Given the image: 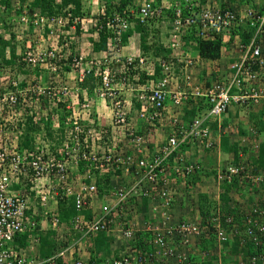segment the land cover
Masks as SVG:
<instances>
[{
  "label": "built area",
  "instance_id": "1",
  "mask_svg": "<svg viewBox=\"0 0 264 264\" xmlns=\"http://www.w3.org/2000/svg\"><path fill=\"white\" fill-rule=\"evenodd\" d=\"M187 6H185L187 16H183L179 8L174 10L169 45L172 54L170 57L181 63L183 69L196 65L198 62L184 52L181 55L178 52L181 50V35L191 25H195L197 36L203 40L213 39L214 35L219 34L223 38L226 33H231L234 28H239L245 23L252 28V35L248 42L242 44L239 41L236 44L237 60L229 67L230 73L223 81L217 79L209 85L201 86L193 82L190 75H186L183 83L180 82L181 86L178 87V76L174 73L175 66L171 58H158L147 65L144 57L121 59L103 56L102 61L86 64L85 57L81 55L63 58L61 49L58 50L52 46L34 48L29 42L26 43L25 51L21 54V62L24 65L32 68L46 66L52 74L57 71L58 64L63 59L68 61L72 70H82L83 76L84 73L94 71V75L101 79L100 86L95 88L96 96L102 101L109 100L112 125L122 128L124 139L134 150L130 155L122 156L121 153H116L110 148L105 151H96L88 147L79 115L72 109L71 103L70 107H67L71 110L70 115L66 117L69 126L68 136L56 152L48 153L37 145L32 150L20 151L17 141L7 133L10 122L16 121L14 117L19 107L29 108V101L33 98L46 99L53 105L58 101L66 104L71 90L67 86L45 87L37 79H29L24 85L16 79L4 83L5 79L1 77L2 69L0 68V264H55L57 258L62 259L63 264H93L72 257L81 239L100 232L113 231H118L123 239H132L137 232V223L131 221L124 229L122 220L115 222L114 214H112L120 209L123 215V205L128 201L130 193L137 197L139 194L150 197L151 211L156 215V224L146 227L151 234L150 243L153 247V251L145 257L146 259L155 258L163 261L175 256L176 264H190L184 250L177 252L169 245V237L178 238L180 245L184 247L191 237L207 236V231L212 229L218 243L231 240L232 234L227 233L220 226V217L217 216L219 214L212 216L204 227H201L199 222L174 223L171 215L174 202L172 186L177 178L188 179L200 170L197 160H190L181 153V146L195 145L201 150L210 148L212 141L209 123L218 120L226 112L230 103L248 108L264 100V9L258 13L251 8H245L243 11H229L200 6L196 12H191V7ZM99 13L101 16L104 15V7H100ZM161 14V8L153 6L152 1L149 0L140 1L134 11L124 10L121 14H114L105 23V27L112 33L109 50L118 48L121 34L128 30L133 20L136 19L145 24L148 20L160 17ZM81 21V18L71 17L69 12L64 16H45L38 12L29 15L24 10L19 18V25L24 28L29 25L40 32L47 29L48 39H51V35L55 33L56 36L58 31L71 25L69 23L75 26ZM112 62L119 64L123 74L122 78H119L120 88L112 84V77L116 73H112L107 67L112 65ZM154 68L160 71L158 78H152ZM143 71L150 78L139 83L138 80ZM2 84H6L5 87H2ZM123 88L133 94L138 104L135 112L138 120L150 128L167 126L170 130L157 155L151 159L144 156L143 152V146L148 142V140L146 142L147 134H138L135 131L129 111L125 109V103L120 97ZM198 99L204 100L207 108L197 112L187 124L183 123L180 113L182 108L189 104L195 105ZM83 107L85 105H82L81 109ZM7 114L11 118H6ZM15 128L17 129V125H14ZM17 134L20 135L21 130ZM97 141H100V136L94 137V142ZM241 144L248 145L252 151L257 149L255 143H247L245 139H241ZM239 158L243 159L242 152H239ZM170 159L171 161H168ZM80 161L86 162L88 169L78 178L77 188L74 189L75 186H71L70 173ZM249 166L250 162L244 160L237 165L229 164L216 171L217 182L230 183L233 178H238L239 184L248 181L255 186L264 185V171L249 170ZM118 171L131 176V180L125 187L112 185V189L101 194L100 211L89 220L80 214L70 220L67 229L80 234L76 241L59 249L54 256L38 261L29 259L12 246L17 235L36 228L35 222L26 215L27 211L32 209L29 204L27 186H30L28 189L30 191L34 189L36 204L45 211L44 219L47 221L48 228L55 230L58 227L59 217L55 208L51 207L53 204L49 203L54 196L57 197L58 191H61L64 196H73L76 210H90L94 208L96 199L99 198L94 175L101 176L108 173L115 175ZM21 178H24L25 183L18 191H11V185L22 183ZM49 178L54 181V185L43 189L44 186H40L38 181ZM87 179L90 181L87 182ZM249 207L240 246L242 247L246 242L251 244L255 253L248 256L249 264H264V207L257 205ZM32 211L36 212L35 207ZM45 215L48 217L45 218ZM124 218L123 215L122 219ZM225 223L231 224L229 217L225 219ZM30 240L38 242L35 236ZM135 252L129 251L118 258H105L101 264H145L146 259L137 256ZM200 255L206 257L207 253L201 252Z\"/></svg>",
  "mask_w": 264,
  "mask_h": 264
},
{
  "label": "crops",
  "instance_id": "2",
  "mask_svg": "<svg viewBox=\"0 0 264 264\" xmlns=\"http://www.w3.org/2000/svg\"><path fill=\"white\" fill-rule=\"evenodd\" d=\"M84 1H87V7L83 6L82 9V24L79 23V29H77V24L75 26H67L61 31H58L55 36V40L51 39V42H48V37H44L43 32L35 30L32 28H24L23 26L18 27L16 30L13 28V31H15V37L14 39L8 38L5 40V42H9L10 46L5 47V52L3 55V61L1 65L3 66H12L15 64V61L17 60V63L19 62V59L21 57V54L25 51L26 43L32 44L34 48L39 47H46L47 42L52 45L53 48H56L58 50H62V56L63 58H66V56H69L70 58L74 55H81L82 57H85V63H96L100 61V59L103 58V56L107 53L110 42H107V48L106 50L101 51H93V43H96L98 41V32H99V25H96L98 22V16H99V10L100 7L103 6L100 5L99 0H83L82 5L85 3ZM142 0H134L131 6H129L126 10L127 11H134L136 5H138ZM152 1V4L155 5V7L161 8L162 11L169 10L171 8L182 9V7L185 8L186 3L188 0H149ZM205 3L202 4V6H216L223 8L224 6H230L235 11H243L245 8H249L244 6L245 3H247L251 9L258 11V13H261L264 9V0H204ZM182 6V7H181ZM87 11L85 12V10ZM165 13V12H164ZM162 12L161 16L155 19L148 20L144 26L142 27L144 29V35L146 36V45L151 47L148 51L143 49L142 45L140 44V35L139 31L137 30V27L134 28V23L131 22L130 27L128 28L131 32L130 36L126 39L124 43H120V46L118 47L116 54H111V57H118L121 59L127 58V57H144L147 61V65L150 62H153V59L156 61L158 58H167L170 59L171 49L169 48V45L171 43V34L172 29H170V25L168 22L172 21L170 16L164 14ZM98 23H101V19ZM163 24V25H162ZM238 28H234L232 32L236 31V34L234 37L230 35V33H226L222 41L224 45L221 48V56L219 59L216 60H201L197 53L194 50V44L191 43L190 47H182V51H184L185 54L189 55L193 59H197V64L195 67L186 69L185 71L189 73L193 79V82H196L198 85H209L214 80L219 79H225L226 76H228V67L231 63L236 61L238 57L237 51H235L236 55H230L227 50H231L229 48L235 45L240 41V30H237ZM34 31V32H33ZM25 32V34H24ZM21 34L19 36L18 34ZM184 33H182L183 35ZM181 35V36H182ZM122 36V34H121ZM120 36V37H121ZM235 38V39H231ZM151 40V41H150ZM230 40V41H228ZM46 41V43H44ZM53 41L54 46H53ZM226 42V43H225ZM229 42V43H227ZM50 45V46H51ZM160 47L164 49H168L170 52L167 55L164 56H156L153 58L152 53H154L155 48L160 49ZM151 49V50H150ZM191 51L187 53V51ZM13 50V51H12ZM153 50V51H152ZM227 55H225V53ZM13 53V54H12ZM107 55V54H106ZM237 56V57H236ZM235 57V58H233ZM21 60V59H20ZM171 60L174 62V73L176 76H178V73L180 71H183L182 64L179 63L176 59L173 57ZM176 60V61H175ZM1 60V62H3ZM105 64V63H104ZM21 67V64L19 65ZM22 74L17 75L18 81L21 85H24L26 81L29 79H36L38 78L39 81L43 83V81H46V76L35 74L32 78L30 75L26 73V71L21 68ZM158 69V68H157ZM58 71L62 74V78L65 81V85H68L70 92L69 101L64 105L67 112L70 115V108L79 115L80 122L83 127L84 135L87 138V144L88 147H92L93 150L96 151H105L106 149H111L116 153H121L122 156L128 154H133V147L131 144H128L123 136V130L122 128L115 127L112 125V111L111 106L108 100L105 101H99L96 97L95 89L89 93V89L85 88L83 86L77 85L79 84L83 79V72L82 70L76 71L72 70L69 67L68 61L63 59L58 64ZM142 74H144L147 78L150 76L146 75L143 71ZM156 73V68H154V74L152 78H158ZM53 79V82H55L56 77H51ZM11 80V79H9ZM17 80V79H16ZM76 84L74 85V83ZM177 82V86L180 87L181 83ZM176 83V80H175ZM44 84V83H43ZM55 84V83H54ZM60 84V83H59ZM59 84H55L58 86ZM73 85V86H72ZM117 87L120 88L119 84H117ZM121 99L125 103V109L129 111V117L131 120V123L135 129V131L139 134H147L146 142L147 144L143 146V152L144 156L151 159L154 156L157 155L159 148L161 144L166 140L168 135L170 134V130L167 126L161 127V128H150L147 127L142 121L138 120L135 116V112L138 109V104L135 102L133 98V94L126 90V88L121 89L120 93ZM40 102L36 105V108L34 109H26V111L23 112H17L16 113V120L22 121L25 123V120L31 119L34 125H38L41 128V118L44 116V110L43 104L44 100H39ZM201 106L198 108L199 111H204L207 106L204 101L200 102ZM85 105L81 109V106ZM192 104H189L182 108V119L181 121L185 124L189 122V109ZM196 105V104H195ZM91 107V108H90ZM91 112L92 115H91ZM197 113V107L195 114ZM57 114V113H56ZM55 114V115H56ZM6 118H11L10 116L5 115ZM38 116L39 118H37ZM20 117V118H19ZM19 118V119H18ZM188 119V120H187ZM59 121H57L58 123ZM64 123V121H63ZM210 125V139L212 141V146L208 148V150H201L197 146L194 147L191 145L190 147V154L188 155L189 159L197 160L198 163L202 168H204V174L209 173L211 171H217L219 169H222L225 167V163H223L224 160H228L230 163H233L237 161V159L234 156L235 150H238V158H239V152L241 148L246 149V153L243 152L245 157H250L252 159V154L255 153V151H250V148L248 145H242L241 139H245L246 132L248 135H250V132L253 135H257V140L261 143H264V100H262L258 105H251L248 108H243L238 106L235 103H230L227 107L226 112L216 121H211L209 123ZM60 132L62 130L63 133V127L64 124L60 127L56 126ZM99 127V128H98ZM57 128L55 129V136L57 133ZM12 129V130H11ZM23 129V128H22ZM65 131V130H64ZM7 133L11 135L13 139L17 141V143L20 141V138H14V132L13 127L7 129ZM25 133V131H24ZM37 134V133H36ZM35 134V135H36ZM61 133L58 134V137L56 140L59 142L61 137L59 135H62ZM46 135L52 137L51 131H47ZM100 136V141L94 142V137ZM241 136V137H240ZM243 136V137H242ZM21 137V136H20ZM247 139V138H246ZM248 140V139H247ZM93 142V143H92ZM34 143H37L36 137L34 136ZM34 143L32 144L34 146ZM19 145V144H18ZM184 151H187V148H184L181 150V153L185 154ZM258 154V153H257ZM256 155V154H255ZM225 162V161H224ZM88 169V164L85 163H79L77 167H73L71 171V178H73L74 181L77 180V178L80 177V175L85 174V170ZM107 175V178L109 180V187L108 190L112 187V185H122V183L119 182L120 179H123L124 181L131 180L130 175L121 174L120 171L117 172V174H102ZM101 175V176H102ZM109 176V177H108ZM170 176V175H169ZM106 177V176H105ZM208 178L202 176L201 180H197L195 176L188 177V180H194L195 186H188V188L182 187V184L180 181H176L173 189H174V202L171 208V214H172V220L174 223H177L178 221H191V222H199V216H198V194H204L208 197V200L211 202H215L216 205L219 202V195L221 193L220 184L217 182V180H213L209 176ZM97 179V178H96ZM114 179V180H113ZM24 178H21V181H23ZM96 181V180H95ZM127 181V183H128ZM182 181V180H181ZM24 182V181H23ZM97 183V182H96ZM24 184V183H23ZM21 184H13L10 187L11 191H18L20 187L23 185ZM246 187L248 188V183H245ZM97 185V184H96ZM98 186V185H97ZM28 187V188H27ZM26 190L29 194V204L31 208L35 207V211L33 212L32 209L27 211L26 215L31 221L36 222L38 219V227L39 232L46 233V231L50 230L48 228L47 221L44 219L42 212L39 208H37L36 199L34 197V189L33 191L28 190L30 189V186H27ZM77 186L74 187L76 189ZM192 188V189H191ZM242 188L239 187V190ZM237 193H231L230 198L231 201L235 200L237 204H241L242 197H245V201L247 204H249V201L254 199H257L259 203L262 202L264 204V185H259L257 187L253 186L252 189H244L242 191H239ZM106 191V190H105ZM100 194V193H99ZM101 195V194H100ZM99 195V198H100ZM97 198V202H100V199ZM240 198V199H239ZM251 198V199H250ZM97 202L94 206V208L91 209L93 212L97 209L98 205ZM95 203V202H94ZM257 203V202H256ZM255 203V204H256ZM102 204V202H101ZM251 204H254L253 202ZM257 205V204H256ZM229 207H232V204H228ZM237 206V205H236ZM52 207V206H51ZM243 206H238V208H242ZM217 208V207H216ZM218 212L221 209L220 206H218ZM90 211V212H91ZM222 212V210L220 211ZM221 214V213H220ZM140 224H137V227H139ZM59 231V230H58ZM34 236V230H28L27 232H24L23 234H30L31 233ZM56 233L55 242L59 241V233L53 231ZM60 234H65L64 239L68 243L76 241L80 234L76 233L74 231L66 230H60ZM111 236H114V232H111ZM204 237H191L188 244L184 247L180 245V241L176 237H169L168 243L169 245L174 248L175 250H184L185 253H187L188 257L190 258V264H232V260H234L232 253L230 249L223 248L221 244H219L213 237H207L206 235H202ZM30 237V236H29ZM29 237L26 239V242H23V239L20 240L19 243H25L26 246L20 249L19 251L22 254H25L29 259H33L35 261L41 260L39 256V252L37 247L29 246ZM36 237V236H35ZM87 239V241H86ZM94 237L89 236L88 238L81 239L77 243V247L83 243L86 246L87 243V252H77V255H79L82 260L87 261L89 263L93 264H101L103 259L105 258H118L122 254H125V252L128 250L125 249L123 244L120 243L118 246L113 247L112 243L109 246V253L104 256L103 254H98L97 256L91 254V252L95 253V246H94ZM115 241V240H114ZM113 241V242H114ZM231 243V242H230ZM14 244H12L13 246ZM16 248V246H14ZM20 248V247H19ZM78 250V249H77ZM134 249L130 250L133 251ZM129 252V251H127ZM201 252H206L208 257H202L200 255ZM240 252L242 253V249H240ZM74 252L73 254H75ZM86 253V254H85ZM240 253V254H241ZM240 256L243 257V255H239L235 257V260L237 264H242V261ZM73 258H79L78 256H73ZM221 261V262H220ZM146 262L145 264H147ZM174 262L168 263L173 264ZM149 264V263H148ZM150 264H156V263H150ZM159 264V263H158ZM166 264V263H161Z\"/></svg>",
  "mask_w": 264,
  "mask_h": 264
},
{
  "label": "trees",
  "instance_id": "3",
  "mask_svg": "<svg viewBox=\"0 0 264 264\" xmlns=\"http://www.w3.org/2000/svg\"><path fill=\"white\" fill-rule=\"evenodd\" d=\"M82 1L83 0H0V33H3V31L8 28H10L9 22L11 25H14V19H18L21 16L22 11L26 10L28 12V14H32L33 12H38L41 15H45V16H64L67 12H69L71 14V17L73 18H82V9H83V5H82ZM99 4L102 5L104 7V15L101 16L100 13L99 14V18H98V22L101 19V23H96V25H99L100 29L98 32V41L96 43H93V51H101V50H106L107 48V42H109V40L112 37V33L110 30H108L105 27V23L107 19L112 18V16L114 14H121L122 11L126 10L129 6L132 5V3L134 2V0H99ZM194 3H198L199 5L195 8H193V11H197L198 8L200 7V5L204 4L205 1L204 0H193ZM153 6H155L153 4ZM182 7V6H181ZM213 8L216 9H220V10H234L232 9V7L230 6H224L223 8L220 7H216V6H211ZM182 14L185 16L187 15V11L184 7H182L181 9ZM164 14L170 16L171 20L173 21L174 19V8H171L169 10H165L162 11ZM30 19V17H29ZM134 23V28L137 27V30L139 31V33H141L142 35H140V44L142 45L143 49L145 48L146 51L149 50V46H147L146 44V36L144 35V29L142 28L144 26L143 23L138 22L136 19L133 20ZM72 25V23H69ZM70 25V26H71ZM32 28V26H27V29ZM77 29H79V23L77 24ZM237 30H240V42H242V44H246L249 40V38L251 37V30L252 28L250 26H248L247 23L243 24L241 27H239ZM197 28L195 27V25H191L190 27H188L186 30L183 31V35L181 36V41H180V45H181V49L182 47L186 46L190 47L189 45L191 43L194 44V50L197 53V55L199 56V58H201V60H216L219 59L221 56V48L224 45L223 41H222V36L221 34L219 35H214L213 39L210 40H203L201 39L199 36H197ZM44 34V37H48V33L49 31L47 29H45L44 31H42ZM25 34V32H24ZM131 32L128 30H126L122 36L120 37L119 43H124L126 41V39L130 36ZM236 34V31L230 33V35H232L234 37V35ZM264 36V34H263ZM11 39H14V35L12 34L10 36ZM232 38L230 37V40ZM228 40V41H230ZM231 42V41H230ZM226 43V42H225ZM229 43V42H227ZM10 46L9 42H5L4 40H2V38H0V56H1V60L3 61V55H4V51H5V47L6 46ZM230 48V46H229ZM151 50V49H150ZM13 51V50H12ZM153 51V50H152ZM169 50L168 49H164L162 47H160V49L155 48L154 53H152L153 58H155L156 56H164L169 54ZM13 54V53H12ZM195 60V59H194ZM237 60V59H236ZM153 62H155V60L153 59ZM235 62V61H234ZM233 62V63H234ZM1 64L4 63L0 62ZM233 63L230 64L229 67H231V65H233ZM105 66V65H104ZM104 66H100L101 68ZM196 66V65H195ZM194 65H190L189 67L183 69V71H180L178 73V79L180 80V82L183 83V79L185 78L186 75H190L189 73H187L185 70L186 69H190L195 67ZM108 68L111 69L112 73H116L113 75L112 77V84L113 85H117L119 84V78H122L123 74L120 71L119 68V64L116 62H112V65L110 64L109 66H107ZM228 67V74L230 73V69ZM156 73L157 76H160V71L159 69L156 68ZM191 76V75H190ZM145 79H147V77L144 74L140 75V78L138 80L139 83H142L143 81H145ZM101 83V79L99 76L94 75V71H89L88 73H84V79L79 83L80 86H83L85 88L89 89V93H91L92 90H94L95 88H98L100 86ZM55 85L54 82H51L50 86ZM56 86V85H55ZM183 88V87H182ZM121 97V96H120ZM42 99V98H41ZM45 102H48L46 99H43ZM108 100V99H107ZM204 100H200L198 99L196 101V105H191L189 109V115L193 114V116L191 115L188 119L190 120L191 118H193L195 115V111H196V107H197V112L199 113L200 109L198 108L199 106H201V103ZM109 102V100H108ZM205 102V101H204ZM50 103V102H48ZM206 104V103H205ZM65 102L63 101H58L56 102V109L55 111L58 113L59 115V120H60V124H63L64 118H66L69 113L67 112L66 108H65ZM207 106V104H206ZM197 114V113H196ZM10 116V115H8ZM187 119V120H188ZM13 121V120H12ZM13 123V122H11ZM10 126H12L11 124H9ZM47 125H49L48 123H45V128L48 129ZM62 126V125H61ZM9 127V126H8ZM23 128V129H22ZM21 129V134H20V141L18 142V149L20 151L22 150H32L34 148V146L32 145L34 143V136L37 133L36 131L38 130L37 126L33 124L31 119H27L25 120V123H23V127ZM66 127H63V132L65 130ZM68 128V127H67ZM25 131V133H24ZM36 132V133H35ZM61 134H62V130H60ZM140 134V133H139ZM255 145H257V149L255 151L254 154H252V159H250V157H245L243 154V159L240 160V158H238V150H235L234 156L237 159V161L234 162L235 165H237V163L242 162V160L244 161H249L250 162V166H249V170H254L255 171H264V143H261L260 141H258L257 139L254 141ZM194 147H196L195 145H193ZM182 149L187 148V151L185 152V156L189 157L188 155L190 154V147L191 145L185 144L184 146H181ZM204 150H208V149H204ZM246 153V149L245 148H241L240 153ZM258 153V154H257ZM256 154V155H255ZM190 160H194V159H190ZM168 161H171L168 160ZM80 163L85 164L86 162L84 161H80ZM233 164V163H232ZM200 165V164H199ZM224 168V167H223ZM204 168H202L200 166V170L197 171V173H195V178L197 180H201L199 178H201L202 176L208 178L207 176H209L211 179L213 180H217L216 178V171H211L209 173H205L204 174ZM110 173H108L109 175ZM83 176V175H82ZM106 176V177H105ZM102 175L101 178H98L96 180V184L97 189L99 191L100 194H103L105 192V189H108V185H109V180L107 178V175ZM173 175H171L172 177ZM109 177V176H108ZM131 177V176H130ZM193 179V177H192ZM180 181V183L182 184V187L184 188H188V186H195L194 180H182L181 178H177L176 181ZM90 181V179H87V182ZM71 186H76L78 180L74 181L73 178L71 179ZM127 182V181H126ZM248 183V188L246 187V184ZM127 184V183H126ZM220 188H221V193L219 195V202L216 205V207L218 208V206L221 207V209L218 212V209L215 208L214 206H211L210 200H208V197L204 194H198L197 198H198V216H199V224L201 227H204L206 225L207 222H209L210 218L212 216H215L217 214V216L220 217L219 223L220 226L227 232L232 234L231 235V240L229 241H224L221 242L219 244L222 245L223 248H227L230 249L232 256L234 257L231 262L232 264H237L235 257L239 256V255H243L240 256L241 261L243 262V260H247V264L248 263V256L255 253L253 251V248L251 246L250 243H245L242 247L240 246V241H241V237L242 233L244 232V228L246 226L245 224V219L247 218V212L249 211V206H260L261 208L264 207V204L262 202H258L255 204H237L235 201H231L230 198V194L231 193H237L239 190V187L242 186V188L239 191L242 190H246V189H252L253 186L250 182H246L243 181L241 184L238 183V178H233L232 182L230 183H220ZM188 185V186H187ZM125 187V185H122ZM257 187V186H255ZM28 188V187H27ZM192 189V188H191ZM99 194V195H100ZM73 196H64L63 193L61 191H58V195L57 197H53V199H51L49 204H53L52 207L55 208L56 213L58 214V219H59V223H58V227L55 230H48L46 231V233L43 234V232H39V227H38V219L36 220L35 224H36V228H35V232H34V236L37 237L38 242L35 243L33 242L31 239V237H33L32 233L31 235L28 234H23V235H17L14 240L13 246H16V250H22V248H24L25 243H19L20 240L23 239V242H26V239L29 237V246L32 247H37L38 249V254L40 256L41 260H45L48 259L52 256H54V254H56L58 252L59 249L61 248H65L67 247L70 243H68L67 241L65 243H58L55 242V238H56V233H54L53 231L57 232L58 229L62 228L63 230H66L70 220L75 216V215H83L84 218L86 220H89L90 218L93 217V215L96 213L98 214L100 209L99 207H97V209L93 212V210H76L75 208V204H74V200H73ZM100 202H97V205L100 206L99 204H101V195H100ZM53 202V203H52ZM232 204V207H229L228 204ZM96 204V203H95ZM151 198L150 197H143L140 194L138 195V197L133 194L130 193L129 197H128V201L126 203H124V209H123V215L125 216L124 219L123 215L120 213V209L115 210L112 214H114V220L115 222H123V228L126 229L131 221H134L137 224H140V228L137 227V232L134 234V237L132 239H123L120 237L121 240L126 242V246L129 249H134L133 251H136L135 254L137 256H141L142 258H145L148 256V254H150L153 251V247L150 243L151 240V234L147 231L146 227L148 225H153L156 224V215L153 214V212L151 211ZM173 205V204H172ZM237 205V206H236ZM238 206H243L242 208H238ZM37 208H39L42 212V214L45 213L44 210H42L40 207L37 206ZM222 210V212H220ZM91 211V212H90ZM221 213V214H220ZM47 215V214H46ZM45 215V218H47L48 216ZM172 215V214H171ZM221 215V216H220ZM44 217V215H43ZM230 218L231 220V224L228 225L225 223V219L226 218ZM139 218V219H138ZM139 223H138V220ZM114 232V231H113ZM207 237H213L215 239V236L212 233V229L207 231ZM111 233H104V232H100L97 233L95 235H93L94 237V246H95V253L91 252V254L97 256L98 254H103L104 256H106L109 251V246L111 245V243H113L114 241V236H111ZM204 237V236H201ZM28 240V239H27ZM216 240V239H215ZM231 242V243H230ZM20 247V248H19ZM126 248V247H124ZM174 249V248H173ZM240 249H242V253L240 252ZM175 250V249H174ZM175 251H179V250H175ZM127 253V252H126ZM241 253V254H240ZM75 254H73L74 256ZM208 257V256H206ZM146 259V258H145ZM149 259V258H148ZM146 259V261L150 264V263H156V264H161V263H171L174 262L173 264H176V260H175V256L160 261L159 259ZM188 260L190 262V258L188 257ZM145 261V263H146ZM147 263V264H148ZM55 264H63V260L60 258L55 259ZM246 264V263H245Z\"/></svg>",
  "mask_w": 264,
  "mask_h": 264
},
{
  "label": "rangeland",
  "instance_id": "4",
  "mask_svg": "<svg viewBox=\"0 0 264 264\" xmlns=\"http://www.w3.org/2000/svg\"><path fill=\"white\" fill-rule=\"evenodd\" d=\"M85 3L83 4V6H85V7H87V3H89V2H87V1H84ZM244 6H246V7H249L250 8V6L247 4V3H245L244 4ZM87 11V9L85 10V12ZM14 25H11L10 24V22H9V25H10V28H8L7 30L5 29L4 31H3V33H0V38H2V40H4V41H7V40H5V38L6 39H8V38H10V36L13 34L14 35V37H15V31H13V28H15L16 30L18 29V27H20L19 26V18L18 19H14ZM169 23V25H170V29H172V24H173V22L172 21H170V22H168ZM163 25V24H162ZM34 32V31H33ZM55 34V33H54ZM51 35L50 37H51V39L53 40H55L56 38H55V35ZM19 36H21V34L19 33L18 34ZM51 39H49L48 40V42L50 43L51 42ZM232 39H235V38H232ZM151 41V40H150ZM47 42V46H50L51 44H49ZM44 43H46V41L44 42ZM54 41H53V46H54ZM52 46V45H51ZM1 47V46H0ZM184 47H186V46H184ZM235 45H233L232 47H230V49L231 50H227V52H229V56L230 55H236V53H235V51H237L235 48ZM191 51V49L189 50V51H187V53H189ZM5 52V51H4ZM178 52H179V54L181 55V53H183L184 51H182V50H178ZM192 52V51H191ZM225 53V55H227L226 54V52H224ZM237 57V56H236ZM192 58V57H191ZM233 58H235V57H233ZM20 59H21V57H20ZM19 59V62L17 63V60L15 61V64H13L12 66H3V65H1V63H0V68L2 69V71H1V77H3L5 80L3 81L4 83L5 82H8L9 81V79H17L18 80V77H17V75H19V74H22L21 73V71H22V69L21 68H23L25 71H26V73L28 74V75H30L32 78L34 77V75L35 74H40V75H44V76H46V81H43V83L41 82V81H39L38 80V78L36 77V79H37V81H39L40 82V84L41 85H43V86H45V87H47V86H50V84H51V82H53V79L51 78V77H56V79H55V84H59L58 86H68V85H65V81H67V80H64L63 78H62V74L58 71V69H57V71L54 73V74H52V73H50V71L48 70V67H46V66H44V67H35V68H32V67H29V66H27V65H24L22 62H21V60ZM0 62H1V56H0ZM21 64V67L19 66ZM227 77V76H226ZM34 79V78H33ZM226 79V78H225ZM222 80V79H221ZM74 80H72V82H73ZM223 81V80H222ZM74 83V82H73ZM5 85L6 84H2V87L4 86L5 87ZM74 85H76L75 83H74ZM77 85H79L78 83H77ZM73 86V85H72ZM97 97V96H96ZM97 99L99 100V101H102L100 98H98L97 97ZM39 100H41V99H38V98H33L31 101H29L30 103H29V108H23V107H19V109H18V111L17 112H25L26 111V109H34V107L36 108V105L40 102ZM103 102V101H102ZM91 108V107H90ZM43 109H45L44 110V116L41 118V120H42V122H41V128L38 126V125H36L37 126V128H38V130L36 131L37 132V134L35 135V137H36V141H37V143H34V147H35V145H37V146H39V147H41L44 151H46V152H48V153H54V152H56L60 147H61V145L63 144V142H64V140H65V138L68 136V128H69V126H68V123L66 122V118H64V127H66L65 128V131L63 132L64 133V135L62 134L61 136L59 135V137H61V139H60V141L58 142L57 140H56V138L58 137V134L59 133H61V132H59V130H58V128L56 127V126H58V127H60L61 125H63V124H60V120H59V115H58V113L55 111V109H56V104L55 105H53L52 103H48V102H44V104H43ZM57 113V114H56ZM92 113L93 112H91V115H92ZM56 114V115H55ZM69 116V115H68ZM37 118H39L38 116H36ZM15 119H16V117H14ZM20 118V117H19ZM18 118V119H19ZM78 118L80 119V117L78 116ZM57 121H59L58 123H57ZM49 122V125H47V127H48V129H46L45 128V123H48ZM13 123H14V125H17V129L15 128L14 129V125H13ZM13 123H11L10 122V124L12 125V126H10V125H8L9 127V129L10 128H12L13 127V132H14V137L15 136H17V138L19 139L20 138V135L19 134H17L18 133V131H19V129L21 128V124L23 123L22 121H19V120H16V121H14ZM81 123V122H80ZM68 127V128H67ZM57 128V133H56V135L57 136H55V129ZM99 128V127H98ZM12 130V129H11ZM47 131H51V133H52V137H50V136H48V135H46V132ZM35 132V133H36ZM247 132H246V136H245V140H247V143H254V141L257 139V135H253L251 132H250V135H248L247 136ZM241 137V136H240ZM243 137V136H242ZM247 138V139H246ZM34 149V148H33ZM250 151H251V149H250ZM225 161V162H224ZM223 161V163H225L226 165H225V167L227 166V165H229V164H231L228 160H224ZM81 176V175H80ZM22 177V176H21ZM94 177H95V180H97L98 178H101V176L100 175H98V174H95L94 175ZM97 178V179H96ZM128 179H130V178H128ZM128 179H127V181H128ZM77 180H78V178H77ZM114 180V179H113ZM25 182V181H24ZM119 182L120 183H122V185H126V181H124L123 179H120L119 180ZM38 183H39V185L40 186H44V188L43 189H47L48 187H51V186H53L54 185V181H52V179L50 180V178L49 179H43V180H40V181H38ZM22 184H23V182H22ZM121 185V184H120ZM220 186V185H219ZM99 187H100V185H99ZM99 187H98V189H99ZM221 189V188H220ZM106 191H108V189H105ZM240 199V198H239ZM251 199V198H250ZM257 199H254V201H252V200H250L249 201V204L250 203H256L257 201H256ZM235 201V200H234ZM241 203L242 204H246V201H245V197H242V199H241ZM210 203H211V206H214V209L216 208V203L215 202H211L210 201ZM100 205V204H99ZM99 207V206H98ZM54 208V207H53ZM139 219V218H138ZM137 219V220H138ZM138 223H139V220H138ZM59 231L60 230H62L63 231V229L62 228H60V229H58ZM59 231H57V233H59V241H58V243H65L66 242V239H64V237H65V234H60L61 232H59ZM120 233L118 232V231H114V242L112 243V246L113 247H116V246H118L120 243H122L123 244V246L124 247H126L124 250H123V252L125 251V250H127V251H130L131 249H129L126 245V242L125 241H123V240H121L120 239V235H119ZM86 241H87V239H86ZM70 244H71V242H70ZM87 243H86V246H85V244H81L80 246H79V248L76 246L75 247V249H74V252H76L75 253V256H78L79 257V255H77V252L79 251V252H81V251H83V252H87L86 251V249H87ZM78 249V250H77ZM126 251V252H127ZM126 252H125V254H126ZM86 254V253H85ZM123 255V254H122ZM80 258V257H79ZM80 259H82V258H80ZM221 262V261H220ZM247 264V260H243V262H242V264Z\"/></svg>",
  "mask_w": 264,
  "mask_h": 264
},
{
  "label": "clouds",
  "instance_id": "5",
  "mask_svg": "<svg viewBox=\"0 0 264 264\" xmlns=\"http://www.w3.org/2000/svg\"><path fill=\"white\" fill-rule=\"evenodd\" d=\"M187 5H189V7H191V9H190L191 12H196V11H193V8L197 7L199 4H198V3H194L193 0H188L187 3H186V6H187ZM200 6H202V5H200ZM187 7H188V6H187ZM185 9H186V8H185ZM180 10H181V9H180ZM186 11H187V10H186ZM181 12H182V11H181ZM187 14H188V12H187ZM182 15H183V14H182ZM183 16H184V15H183ZM185 16H187V15H185ZM122 34H123V33H122ZM119 46H120V43H119L118 47H119ZM109 48H110V47H109ZM117 49H118V48H117ZM117 49H115V48H114V49L112 48V50H109V49H108V51H107V53H106L107 55L105 54L104 56L111 57V56H110V53H111V54H116ZM106 59H107V58H106ZM100 60L102 61L103 58L100 59ZM39 83H40V82H39ZM231 164H232V163H231ZM22 182H23V181H22ZM23 183H25V182H23Z\"/></svg>",
  "mask_w": 264,
  "mask_h": 264
}]
</instances>
